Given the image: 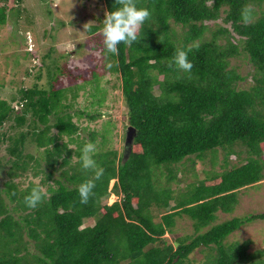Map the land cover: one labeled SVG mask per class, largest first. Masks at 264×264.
<instances>
[{"label":"trees","instance_id":"trees-1","mask_svg":"<svg viewBox=\"0 0 264 264\" xmlns=\"http://www.w3.org/2000/svg\"><path fill=\"white\" fill-rule=\"evenodd\" d=\"M103 1L105 10H112L115 0ZM7 4L0 0L1 26L12 8ZM136 4L151 13L140 41L118 45L119 55L106 53L102 39L96 45L101 66L112 64L108 69L118 74L126 126L136 130L126 158L123 150L107 147L105 133L100 144L96 130L88 132L87 140L74 136L79 128L66 110L85 88L84 76L72 87H58V77L21 86L11 98L15 103L0 98V150L9 154L0 183V264H193L190 255L196 250L205 257L200 264H264L259 258L264 249L248 253L250 239L226 241L244 223L264 219V212L217 222L218 212L234 211L241 189L264 180V0ZM246 4L255 9L254 22L247 26L240 19ZM100 28L102 22L88 30ZM194 43L199 47L188 56L191 73L167 67L176 49ZM241 55L251 64L245 87L240 84L245 76L231 64ZM91 73L105 98L102 74L95 66ZM86 109L76 114L101 117ZM64 136L76 142L75 150L60 142ZM28 138L43 156L25 151ZM86 142L96 146L93 159L104 174L82 204L77 187L93 178L79 162ZM218 148L226 149L222 170L200 179L192 171L187 181L177 164L192 156L202 159L208 150L216 159ZM231 153L235 162L228 160ZM73 155L78 157L74 162ZM173 182L179 186L172 187ZM35 185L46 196L30 209L24 197ZM175 191L179 197L173 203ZM110 193L119 198L108 204ZM184 216L191 220L192 233L170 241L165 234L173 233L177 218ZM89 220L93 223L84 226Z\"/></svg>","mask_w":264,"mask_h":264},{"label":"rangeland","instance_id":"rangeland-1","mask_svg":"<svg viewBox=\"0 0 264 264\" xmlns=\"http://www.w3.org/2000/svg\"><path fill=\"white\" fill-rule=\"evenodd\" d=\"M11 6L10 10L8 8L6 23L0 25V98L11 101L21 86H31L33 83L44 85L48 77L51 79L58 77V87H72L76 83L82 82L81 76H84L87 78L85 88L77 91V96L71 100L72 106L66 110L74 114L72 120L77 123L79 128L74 136L77 135L79 139L85 138L87 140L89 138L88 132L96 130L99 133L96 143L100 144V134L105 133L109 139L107 147L122 152L127 118L120 79L117 73L101 66L103 58L100 49L96 47L102 39L101 28L94 33H90L88 30V27L92 25L101 24L106 11L104 1L21 0L17 3L15 0H8L7 7ZM231 64L238 68L242 76H245L240 84L243 87L248 86L250 82L249 72L251 71L249 60L241 55L232 58ZM94 66L102 74L99 86L102 87L101 90L104 91L105 98L97 91L98 80L92 78L91 68ZM36 76H40V79L37 80ZM89 92L93 93V97L90 96ZM11 102L15 103L14 101ZM85 107H87V111L101 113V117L91 120L84 115L76 114ZM52 131L56 132V129L53 128ZM60 142H68L69 148L76 149V142H69L67 136L60 139ZM234 148L238 151L244 150L243 146H235ZM25 151L38 157L43 156L42 149L37 148L29 138L26 141ZM210 152L214 151H206L207 154L202 159L192 156L177 164L179 169L186 172L184 175L187 181H189L190 177L188 176L192 171L200 179L212 170H222L226 149L218 148L216 159L211 158L212 156L208 154ZM242 155L244 156L245 153L243 152ZM7 158H9V154L1 149L0 183L6 179ZM76 158L78 157L73 155L72 162ZM228 160L235 162V153L229 154ZM41 161L42 165L45 166V161L43 159ZM57 174L56 172L54 176L56 177ZM113 182V179L110 180L109 188ZM178 184L173 182L172 187L175 188L179 186ZM173 196L172 202L175 203L176 198L179 197L178 191H175ZM118 198L117 195L110 193L107 202L110 204ZM261 212H264V180L257 185L241 189L238 194V204L234 211L232 213L218 212L217 222L235 216L244 217ZM92 223V220H89L84 223V226ZM192 231L191 220L184 216V218H177L174 232L166 233L165 236L174 242L175 238L191 234ZM245 239L251 240L247 249L248 253H255L264 249V219H255L244 223L239 229L232 232L226 241L228 243L232 241L241 242ZM190 257L193 264H200L205 259L204 254L197 250ZM259 258L264 259V254Z\"/></svg>","mask_w":264,"mask_h":264},{"label":"clouds","instance_id":"clouds-1","mask_svg":"<svg viewBox=\"0 0 264 264\" xmlns=\"http://www.w3.org/2000/svg\"><path fill=\"white\" fill-rule=\"evenodd\" d=\"M255 9L251 4H246L241 8V22L247 26L254 22ZM150 11L147 8L137 7L136 0H115L112 10L105 11L102 20V28L100 35L106 53L119 55L118 45L124 44L131 46L134 42L138 43L141 39V28L145 21L150 18ZM159 42L163 43L162 41ZM198 44L185 49H176L171 60L168 61V68H175L180 71L191 73L193 63L189 60V53L193 48H198ZM108 68L113 67L112 64L107 65ZM96 152V146L92 142H86L80 149L79 162L84 172H92L93 178L80 183L77 187L80 202L86 204L95 188V181L99 180L104 169L100 167L93 155ZM46 193L39 186L35 185L31 191L24 197V204L35 209L45 199Z\"/></svg>","mask_w":264,"mask_h":264},{"label":"water","instance_id":"water-1","mask_svg":"<svg viewBox=\"0 0 264 264\" xmlns=\"http://www.w3.org/2000/svg\"><path fill=\"white\" fill-rule=\"evenodd\" d=\"M136 135V130L133 126L128 125L125 132V140H124V149H123V158H126L131 150V145L133 139Z\"/></svg>","mask_w":264,"mask_h":264}]
</instances>
